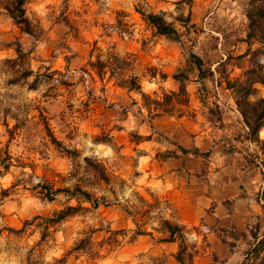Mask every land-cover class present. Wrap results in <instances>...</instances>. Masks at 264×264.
Segmentation results:
<instances>
[{
    "label": "rangeland",
    "instance_id": "rangeland-1",
    "mask_svg": "<svg viewBox=\"0 0 264 264\" xmlns=\"http://www.w3.org/2000/svg\"><path fill=\"white\" fill-rule=\"evenodd\" d=\"M94 2L97 8L91 22L76 19L81 16L80 12L74 13L76 18L66 17L65 8L53 24L55 33L49 36L38 22L32 23L29 20L31 34L25 32L28 26L18 24L8 10L13 7L12 0H0V8H3L0 11V53L8 57L0 61V78L5 79L4 87L9 89L3 95L5 100L21 101L13 112L11 106H4L5 100H0V118L4 119L5 127L9 116L17 121V129L10 135L13 139L22 138L16 147L24 149L16 157L9 155L6 150L0 151V157L1 160L8 159V171L13 166L31 169V175H27V179H24L26 173L21 171L12 188L0 189V219H8L5 213L13 209V205L9 203L16 202L17 198L27 196L26 198L38 200L41 208L39 211L31 210L35 212L33 219H25L21 224L11 223V230L23 232L35 225L33 232L40 230L41 242L45 245L53 244L51 251L54 253L60 251L56 241L67 236H82L84 239L75 242L73 248L78 264H92L89 256L95 245L93 236L97 233L91 227L88 228V225L101 217L105 221H111L114 230L126 231L138 225L136 230L149 237L139 239L133 256L130 257L128 253L121 255L120 264H132L133 260L135 264H178L175 256L179 251L180 241L177 240L178 237L176 241L169 240L165 221L181 225L189 252L194 253L192 264L240 263L255 243V237L259 240L264 237V200L259 202L264 187V145H256L247 138L248 132L236 123L232 110L236 101L247 91L250 94H246V99L251 103L264 99V84L254 83L264 78V51L263 55L257 53L262 48L261 44L256 41L248 44L243 39L244 25L236 27L227 18L212 17L204 23L201 19L207 15L203 10L204 5L196 8L195 0H188L190 5L193 4V15L196 17L193 20L195 31L189 33L190 43L197 55L196 63H187L176 69L179 76L172 78L180 87L168 77L172 75L171 70L166 69V75L161 73L162 80L169 78L163 85L164 99H154V81L142 80L147 75L155 79L157 70L148 69L140 55V52L148 51L150 42H138L141 43V49L130 50L136 18L127 11H118L114 13L115 23L101 21L98 17L107 10V0ZM159 2L166 3L167 0ZM35 3L36 0H26L24 13L31 11V6ZM121 7L126 8L127 5ZM133 7L145 21V31H152L153 46L161 39L162 47H167V43H180L182 48L185 47L178 36H162L157 34L156 29L153 30L142 15L155 12L147 0L142 4H134ZM89 11L85 6L84 15H88ZM160 15L167 17L170 13L161 11ZM97 27L100 32L93 40L89 36L92 35L91 30ZM125 35L129 40L124 39ZM40 43L43 47L37 52ZM238 44L241 47H236ZM220 50L226 58L221 57ZM19 51L23 54L21 58ZM197 59L201 61V69L197 65ZM8 60H17L19 67L12 71V64L6 62ZM217 62L220 64L216 65ZM97 65L103 67L99 68ZM17 70L33 71L31 76L35 77L36 84H29L27 79L11 84L10 80ZM108 73L111 74L108 79L115 81L109 85L113 89L110 96H94L95 88L89 86L85 75H100V83H103ZM9 77L11 79H7ZM136 82L143 88L145 97L135 89L130 90ZM95 83L96 80L92 79V84ZM228 84L231 88H228ZM12 87L16 89L14 94L10 91ZM182 87L186 88V96L180 94ZM78 89L86 91L88 102L81 100ZM106 90V85L100 88L101 93ZM193 90L195 92L192 97L190 93ZM32 91L41 92L39 104L34 105L27 99V92ZM133 91L141 94L143 106L149 109L150 115L154 109L163 112V116H156L154 119L161 120V127L172 137L168 142V151L151 169V175L145 171L149 167L148 161L140 162V171L144 175L137 183L144 185L157 172L171 176L180 169L176 163L181 159V170H185L187 178V184L183 188L186 193L184 202L191 199L193 190L197 189L195 191L200 194L198 205L192 204L198 208L196 224H187L180 218L179 208L171 199L173 191L162 197L157 207H141L142 202L137 199V193L121 179L122 174L117 175L122 166L120 161L127 164L131 157H119L112 166L111 161L106 158L107 147L119 154L120 149L116 148V143L119 142L127 153L131 143L122 136L112 137L107 128L108 123L112 120L127 121L129 127H134L136 122L142 123L136 120L138 111L135 112L134 107L138 98L130 96ZM171 93L178 95L167 99L166 95ZM77 104L81 107H77ZM33 110L40 113L39 117H33L36 123L28 119ZM75 113H79L81 120L90 121L99 130L82 124L80 134L76 137L70 134L72 142L64 141L67 147L56 145L55 149L50 148L45 137L40 135L43 131L41 123L48 127L57 117L63 123ZM182 116L184 119L180 120ZM172 117H175V122H171ZM114 130L124 131L118 125ZM260 132V138L264 140V128ZM112 135L115 136L116 133ZM129 136L135 137L136 133H130ZM36 137L40 138L39 144L34 143ZM57 139L62 138L57 136ZM177 141L188 144L191 148L185 149ZM11 143L10 140L9 144ZM52 143L55 144V140ZM140 147L145 152H139L138 155H146L154 146L143 144ZM131 151L135 152L136 149L131 148ZM26 153L29 155H25ZM8 171L0 172V177ZM103 175L108 180L102 178ZM135 175L139 176V173ZM36 180L40 183H34ZM226 181L231 187L223 189ZM211 186L215 188L214 191ZM169 188L176 187L170 184ZM151 190L168 191L161 185H153ZM83 192L91 195V202L85 199ZM143 200L148 205L153 203L147 194L143 195ZM119 201L125 202L123 207ZM128 209H141L145 216L137 217L136 221H125L122 213ZM62 211L67 216L59 220V213ZM193 212L188 205V213L191 215ZM104 236V233H100L96 239L103 243ZM3 264H12V261L5 258ZM31 264H42V259L35 258Z\"/></svg>",
    "mask_w": 264,
    "mask_h": 264
},
{
    "label": "clouds",
    "instance_id": "clouds-1",
    "mask_svg": "<svg viewBox=\"0 0 264 264\" xmlns=\"http://www.w3.org/2000/svg\"><path fill=\"white\" fill-rule=\"evenodd\" d=\"M143 2L144 0H107L108 8L101 14L100 17H98V19L101 21L107 20L108 23H115L114 13L118 11H127L136 18L137 24L132 38V49L130 50L139 51L141 49V43L138 42H143L144 40H148L150 42L148 44V51L140 52V55L142 57L143 64L146 65L148 69L154 68L157 71L155 79H152L151 75H147L142 81H154L153 91L156 92L154 99H164L163 93L165 89L163 85L169 78L173 79V76H179V74L176 73V69L187 63H196L197 55L195 54L189 39V33L195 31L193 20L196 17L193 15V4L190 5L188 0H167L166 3L159 2V0H147L148 4L152 5L155 9L154 15H159L161 11L170 13V16L165 17V19L168 24L173 25L174 27L175 31L172 33V36L173 38L178 36L180 41L185 45V47L182 48L180 43H172L171 45L167 43V47H162L160 39L159 43H155L153 46L151 43L152 31H145L146 23L141 18L140 13H138L133 7L134 4H142ZM125 4L127 7L122 8L121 5ZM201 4L204 5L203 10L207 13L206 16L201 17L204 23H207L212 17H220L227 18V20L236 27L250 24L249 17L242 8V4H250V0H195L196 8H199ZM85 6L90 9L88 15H84ZM65 8H67V11L65 12L66 17H69L70 19L76 18L74 13L80 12L81 16L76 19H80L81 22L84 20L91 22L97 5L94 0H67V3L66 0H36V3L31 6V11L25 12V19L31 21L32 23L38 22L39 26L47 32L49 36H53L56 31L53 24L57 17H60L61 12L64 11ZM0 11H3V8H0ZM256 14L264 15V9H258ZM148 23L152 22L149 21ZM21 26H24L23 22L21 23ZM156 27L157 26L153 24V30H155ZM81 31H83V28H81ZM91 31L92 35L89 37L94 40L100 32V29L97 27L93 28ZM25 36H27V33H25ZM124 39L127 41L129 40V37L125 35ZM41 47H43L42 43L39 44L37 52H39ZM12 55L13 58H15L14 53H12ZM33 55H35V53ZM6 58L8 57L5 54L0 53V61L5 60ZM93 64H95V62ZM97 67L102 68L103 66L97 65ZM166 69L171 70L172 75H168L169 78L167 80H162L161 73L165 74ZM110 75L111 74L108 73L107 76H105L103 83H100V75H96L95 77H91L88 74L85 75V79L88 81L89 86L95 88L94 96H110L113 89H110L109 85L115 82L108 79V76ZM7 79H11V77ZM26 79L29 84H36L34 76H28ZM92 79L96 80L95 84H92ZM174 82L178 87H180L176 80H174ZM4 85L5 79L0 78V100H5L3 94L6 91H9V89H6ZM105 85L107 86V90L105 93H101L100 88ZM10 91L14 94L16 91L15 87H12ZM141 91L143 92V88H141ZM171 91L173 90H169V92ZM78 94L80 95L82 101L88 102L86 91L78 89ZM133 95L138 98L135 100L137 103L134 107L135 112L138 111V117L136 120L138 119L142 121V123L138 124L136 122L134 127H129L127 121L112 120L108 123L107 128L112 137L122 136L128 138L131 143L127 153L121 147L119 142L116 143V148L120 149L119 154H117L113 148L107 147L108 153L106 154V158L111 161L112 166L113 162L117 161L119 157H124L126 155L131 157L130 162L127 164L124 163V161H120L122 166L120 167L117 175L122 174L121 179L124 180L127 185H130L132 190L137 193V199L142 202L141 207L150 209L157 207L161 198L166 197L168 192L173 190L172 188H169V185L171 184L174 187L175 183L171 177L157 172L152 176L151 181L146 182L144 185H139L137 181L144 175V173L140 171V162L142 160L148 161L149 167L145 169V171L151 175V169L163 158V154L168 151V142L172 137L168 131H165V129L161 127L162 121L154 119L156 116H163V112L159 109H154L150 115L149 109L143 106L144 102L141 94L133 91L130 93V96L132 97ZM27 99L32 101L34 105L39 104L41 102V92H27ZM20 103L21 101L19 99H7L5 100L4 106H11L12 111L15 112V106ZM129 103H131V101H129ZM76 106L81 107L80 104H77ZM34 116L39 117L40 113L33 110L28 115V119L33 123H36V121L33 120ZM0 117H2V113H0ZM171 122H175V117H172ZM82 124H88L91 129L99 130L95 128V125L91 124L90 121L81 120L79 118V113H75L63 123L59 122L58 117L57 120L51 121L48 127H44L43 123H41L43 131L40 135L45 137V140L49 143L50 148L55 149L56 145H63L67 147L64 141L72 142L73 140L69 139L70 134L75 137L80 134V127ZM117 125L123 128L124 131H115L114 129ZM16 129L17 121L11 118V116L7 119V127H5L4 119L0 118V151L6 150L12 157H16L24 151V149H18L16 147L19 139L22 138L13 139V136L10 135V133ZM112 133H116V135L113 136ZM130 133H136V136L130 137ZM57 136L62 139L58 140ZM149 137L151 139H149ZM10 140L12 141L11 144H9ZM54 140L56 142L55 144L52 143ZM34 143L39 144L40 138L36 137ZM143 144H151L154 147L152 151L147 152L146 155H138L139 152H145L144 149L140 147V145ZM131 148H135L136 151L132 152ZM25 155L29 154L26 153ZM36 157L38 158V156ZM13 164H15V160H13ZM3 171L4 169L0 167V172ZM21 171L26 173L24 179H27V175H31V169H20L13 166L7 174L0 177V189L5 190V188H12ZM135 173H139V176L135 175ZM37 175H39V173H37ZM34 183L39 184L40 181L36 180ZM153 185H161L168 191H152L151 189ZM144 194L151 197L153 201L151 205L144 202ZM26 197L27 196L19 197L16 202H10L9 204L13 205V209L11 212L5 213L8 219H0V264H3V259L5 258L11 260L12 264H31V261L35 258H41L42 264H72V262L78 264L73 248L75 242L82 241L84 239L82 236H67L59 241H56V244L60 247V251L59 253H54L51 251L54 247L53 244L48 243V245H45L41 242V231L37 229L33 232L35 225H32L30 228H26L23 232H13L11 230L9 226L11 223L21 224L25 219L32 220L35 212L31 210L35 209L36 211H39L41 208L38 200ZM125 200H127V197ZM119 204L123 207L125 202L119 201ZM122 216L125 221L131 222L136 221L137 217L145 216V213H143L141 209H128V211L122 213ZM89 227L97 233V235L93 236L95 245L92 248L91 256L88 255L92 258V264H120L121 255L128 253L130 257L133 256L135 254L133 250L139 239L149 238L145 234L136 230L138 225H134L133 228L126 229V231L114 230L112 222L105 221L102 217L95 223L90 222L88 228ZM100 233L105 234L103 243L96 239ZM108 237H110V239ZM132 264H135L134 260Z\"/></svg>",
    "mask_w": 264,
    "mask_h": 264
},
{
    "label": "trees",
    "instance_id": "trees-1",
    "mask_svg": "<svg viewBox=\"0 0 264 264\" xmlns=\"http://www.w3.org/2000/svg\"><path fill=\"white\" fill-rule=\"evenodd\" d=\"M26 0H12V6L8 8L10 11L11 16L17 21L18 24H21L22 22L24 25H27L25 32L31 34V29L28 24V20L25 19V13H24V4ZM258 9H264V0H250V4L247 9V15L250 20V24H248L247 27V37L246 41L248 44L251 45L252 41H256L261 44V49L257 51V53H260L263 55L264 51V15H257L256 12ZM143 17L149 22L152 27L153 24H155L156 32L159 35L162 36H172V33L175 31L173 25H170L167 23L165 16L163 15H154V13L145 15L143 14ZM166 26V27H165ZM19 57L21 58L23 56L22 52H18ZM7 63H11V70L19 67L17 60H8ZM197 65L201 69V61L200 59H197ZM200 74H201V70ZM33 71L26 70L24 72L21 71H15L13 73V78L10 80L11 84H17L20 83L22 80H25L26 77L31 76ZM254 83H262L264 84V78L258 79V81H254ZM228 88H231V85L228 84ZM135 89L139 91L143 97H145V94L142 93L140 85L136 82L134 87L130 88V90ZM180 94H183L186 96V88L182 87L180 90ZM247 96L250 94L249 91L245 92V95L241 97L240 100L236 101V104L243 116L244 123L248 128V135L247 138L255 143L256 145H264V140H261L260 138V131L264 128V99H260L259 101L255 103H251L246 99ZM178 94L171 93L170 95H166L167 99H172L171 97H175ZM7 160H1L0 157V167L5 171H8L10 168V163H7ZM105 180H108V178L103 175ZM85 197V199L88 202H91V195L87 192L82 193ZM261 198L259 199V202H263L264 200V187L261 191ZM264 209V205H263ZM66 212L62 211L59 213V220H63L66 217ZM166 227V233L169 234V237L171 241H176V237H178L177 240L180 241L179 251L176 254L175 258L178 262V264H192L194 259V253L189 252V247L186 244V237L185 232L183 231L181 225L179 224H173L170 221L164 222ZM264 237L259 240L257 237H255V243L253 244L252 248L247 252L246 257L243 261L237 264H264V258H262V255L264 256Z\"/></svg>",
    "mask_w": 264,
    "mask_h": 264
},
{
    "label": "crops",
    "instance_id": "crops-1",
    "mask_svg": "<svg viewBox=\"0 0 264 264\" xmlns=\"http://www.w3.org/2000/svg\"><path fill=\"white\" fill-rule=\"evenodd\" d=\"M248 4H242V8H243V11L245 12V13H247V11H246V9H247V6ZM248 27V24H245L244 25V37H243V39H246V34H247V30H246V28ZM244 42V41H243ZM242 42V43H243ZM245 43V42H244ZM236 47H241V44H238ZM219 49H220V45H219ZM220 53H221V57H225L226 58V56L222 53V50H220ZM243 54V53H242ZM220 62L222 63L223 62V59H221L220 60ZM220 62H217L216 63V65H219L220 64ZM191 83V82H190ZM192 85H198V83H192ZM174 91V90H173ZM193 92H195L194 90L193 91H191V95L190 96H194L193 95ZM232 113L234 114V118H235V120H236V123L238 124V125H240V127H242V130L244 129V130H246V132H248V128H247V126L245 125V123H244V119H243V116H242V114H241V112H240V110H239V108H238V106H237V104L235 103V106L233 107V110H232ZM180 120H182V119H184V117L182 116V117H180L179 118ZM164 121V120H163ZM166 123H168V120L166 119ZM261 133V132H260ZM178 142V144L180 145V146H182L183 148H185V149H189V148H191L190 147V145H188V144H183L182 142H179V141H177ZM179 156V158H181V155H178ZM181 159H178V161H177V163L176 164H178L177 165V167L178 168H180V169H178V171L177 172H173L172 174H171V176L169 175V177H171V179L173 180V182L175 183V187L176 188H174L172 191V193H174L173 195H172V197H171V199H172V201L176 204V206L179 208V216H180V218L185 222V223H187V224H190V225H192V224H196V223H198V222H196L197 221V216H195L196 215V209H198L196 206H192V204L193 205H198V202L200 201V194L199 193H197V191H195V190H197V189H195V190H193L192 192H191V199L190 200H188V199H186V201L184 202V198H185V194L186 193H184L183 192V188H184V184L187 182V178L185 177V170H181V168H183V161H180ZM179 162H180V164H179ZM166 164H167V162H166ZM224 174V173H223ZM173 175H177V176H173ZM219 175H222L221 173L219 174ZM187 184V183H186ZM235 184V183H234ZM229 187H231L230 185H229V182H224V184H223V186H222V188L223 189H228ZM233 188H235V190H236V187H233ZM237 188L239 189L240 188V186H237ZM211 189H213V191H214V187L213 186H211ZM212 191V192H213ZM238 192V191H237ZM199 194V195H198ZM211 194V193H210ZM189 196H190V194H189ZM188 198V197H187ZM202 199V198H201ZM207 199H209V198H207ZM188 205L194 210V212L190 215L189 213H188Z\"/></svg>",
    "mask_w": 264,
    "mask_h": 264
}]
</instances>
